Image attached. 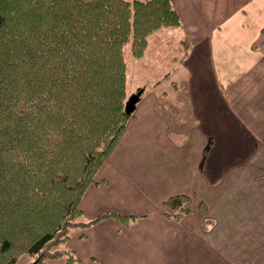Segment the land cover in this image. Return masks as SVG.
I'll return each mask as SVG.
<instances>
[{
    "label": "crops",
    "instance_id": "0c3cea01",
    "mask_svg": "<svg viewBox=\"0 0 264 264\" xmlns=\"http://www.w3.org/2000/svg\"><path fill=\"white\" fill-rule=\"evenodd\" d=\"M171 2L180 24L153 31L132 66L148 68L158 47L171 65L137 85L80 201L82 220L132 218L103 217L67 246L79 264H264V0ZM174 194L188 197L179 221L165 205Z\"/></svg>",
    "mask_w": 264,
    "mask_h": 264
},
{
    "label": "trees",
    "instance_id": "16d2710c",
    "mask_svg": "<svg viewBox=\"0 0 264 264\" xmlns=\"http://www.w3.org/2000/svg\"><path fill=\"white\" fill-rule=\"evenodd\" d=\"M180 22L171 0H0V264H79L72 229L132 218L82 220L79 204L133 113L124 43L139 56ZM187 202L165 200L175 221Z\"/></svg>",
    "mask_w": 264,
    "mask_h": 264
},
{
    "label": "rangeland",
    "instance_id": "374dc122",
    "mask_svg": "<svg viewBox=\"0 0 264 264\" xmlns=\"http://www.w3.org/2000/svg\"><path fill=\"white\" fill-rule=\"evenodd\" d=\"M161 27H164V26H161ZM161 27H158V28H161ZM158 28L157 29H154L153 31L158 30ZM172 28H175V27L173 26ZM153 31H151L149 34H147V38L148 39H150L149 36L151 35V33ZM163 41H164L163 39H159L158 40V44H160L159 42H163ZM146 43H147V40H146ZM158 48L159 49H157L154 52L155 54L152 56L153 57L152 59L151 58H148V57H145V59L148 61V64H146L144 66L150 68V71H149V70H146L148 68L145 69L143 67H133L132 66V59L134 58L135 55L133 53H131V44H130V42L127 41V42L124 43V45H123V55H124V59L126 61V65L128 64L129 69L131 70V73H130V76L129 77L127 76V72H126V93H127V100H128V98L131 95H134L138 91L143 90V86H140L139 87L137 85H142L143 82L144 83H147L148 80L151 78V76L153 74H158L159 75L161 73V69H163V66L170 64L169 61H170L171 56H166V61H165L163 54H161L164 51V49H162V47H158ZM166 62H168V64ZM153 66L155 67L154 69H152ZM134 70L136 72H138V74H136V73L134 74ZM140 75H145V78L144 77H141L140 78L139 77ZM138 96H140V95H138ZM96 173H95V175H96ZM94 181H95V176H94ZM80 217H81V215H80ZM76 229H79V228H74V229L71 230V235L73 234L74 230H76ZM65 245L67 246V241L65 242ZM197 257H198L199 261L201 262L200 264H204V262L206 261V257L203 254H199ZM29 260H30V257L27 254H21L15 264H29ZM195 263H198V262H195ZM44 264H63V259H59V260L58 259H53V260L48 259V260L45 261ZM205 264H208V263H205Z\"/></svg>",
    "mask_w": 264,
    "mask_h": 264
},
{
    "label": "water",
    "instance_id": "95a60500",
    "mask_svg": "<svg viewBox=\"0 0 264 264\" xmlns=\"http://www.w3.org/2000/svg\"><path fill=\"white\" fill-rule=\"evenodd\" d=\"M139 93H140V91H138L136 94H134V95H131L129 98H128V100H127V102H126V106H125V111L127 112V113H130V112H132L133 110H134V108H135V103L138 101V99H139Z\"/></svg>",
    "mask_w": 264,
    "mask_h": 264
}]
</instances>
